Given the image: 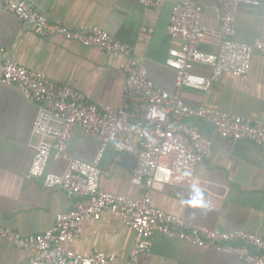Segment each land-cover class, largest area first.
<instances>
[{
	"label": "crops",
	"instance_id": "obj_1",
	"mask_svg": "<svg viewBox=\"0 0 264 264\" xmlns=\"http://www.w3.org/2000/svg\"><path fill=\"white\" fill-rule=\"evenodd\" d=\"M49 20L77 30L95 25L130 45L147 68L154 83L171 93L181 91L187 104L205 105L248 118L264 116V55L256 52L245 76L222 73L207 89L176 87V71L166 63L179 39L167 33L176 0H164L160 8H145L139 0H28ZM206 27L201 49L217 52L221 45V13L216 0H202ZM145 28V29H144ZM234 38L253 42L264 36V0L242 4L234 23ZM0 47L10 57L57 83L70 85L100 105L123 106L126 78L120 68L121 54L96 45H84L61 35L43 37L33 27L0 6ZM194 69L209 74L210 67ZM37 104L14 84L0 81V227L29 236L45 232L59 213L72 207V199L58 187L48 188L42 178H29L28 171L37 137L32 126ZM182 122L212 140L210 156L197 166L195 181L169 182V168L156 173L162 188L150 191V205L180 215L212 229H246L264 235V147L249 139L220 135L214 125L199 116ZM100 141L80 127H74L69 151L93 160ZM139 148L130 155L119 152L111 141L100 161L101 187L105 191L143 198L147 188L131 181ZM66 161L55 158L48 170L63 171ZM197 190L201 201L192 205ZM210 201L211 206L208 205ZM135 231L118 216L105 211L99 220H89L81 236L65 243L66 248L87 255L94 251L116 254L128 263ZM150 245L137 264H248L234 253L205 248L155 231ZM30 251L0 237V264H18Z\"/></svg>",
	"mask_w": 264,
	"mask_h": 264
},
{
	"label": "built area",
	"instance_id": "obj_2",
	"mask_svg": "<svg viewBox=\"0 0 264 264\" xmlns=\"http://www.w3.org/2000/svg\"><path fill=\"white\" fill-rule=\"evenodd\" d=\"M139 2L145 8L158 9L164 0ZM242 4L258 5L260 0H216L221 13V45L217 52H208L200 47L206 31L203 1H175L167 33L181 43L170 50L166 63L176 71V87L207 89L222 73L245 76L254 54L264 55V36L251 43L234 38V23ZM0 6L30 24L40 36L61 35L84 45L119 52L120 68L126 78L124 105H100L78 89L52 81L41 71L13 60L0 47V81L16 85L38 107L32 126L37 142L27 176L42 178L45 187L61 188L72 199V207L59 213L45 232L23 236L0 227L1 238L30 251L18 264H121L113 253L94 251L82 255L65 246L67 241L81 236L87 221L99 220L105 211L118 216L135 231L126 264L138 263L155 231L234 253L248 264H264V235L246 229H212L148 202L150 191L163 186L156 179L160 168H169L170 183L188 181L194 187L199 186L195 181L197 166L210 156L212 140L184 124V117L205 118L224 137L249 139L264 147V116L252 119L215 107L187 104L181 91L171 93L157 86L134 49L101 26L69 29L49 20L28 0H0ZM196 64L209 66L210 73L196 71ZM76 126L99 139L100 148L93 160L69 151L68 142ZM111 141H115L119 152L128 155L139 148L131 181L147 188L143 198L102 189L100 161ZM52 155L66 161L63 171L48 170ZM208 205L211 206L210 201Z\"/></svg>",
	"mask_w": 264,
	"mask_h": 264
},
{
	"label": "clouds",
	"instance_id": "obj_3",
	"mask_svg": "<svg viewBox=\"0 0 264 264\" xmlns=\"http://www.w3.org/2000/svg\"><path fill=\"white\" fill-rule=\"evenodd\" d=\"M200 201H201V196H200V194H199V191L197 190L196 198L193 199V200L191 201V203H192V205H197V204L200 203Z\"/></svg>",
	"mask_w": 264,
	"mask_h": 264
}]
</instances>
